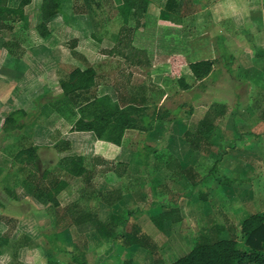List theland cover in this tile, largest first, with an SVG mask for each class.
<instances>
[{
	"label": "crops",
	"instance_id": "1",
	"mask_svg": "<svg viewBox=\"0 0 264 264\" xmlns=\"http://www.w3.org/2000/svg\"><path fill=\"white\" fill-rule=\"evenodd\" d=\"M214 1H218V13L215 15L221 16L220 20L213 21L217 23L216 27L210 22L204 21L205 17L206 19L209 16L213 18ZM245 2L246 0H211L210 2L206 1L200 8H193L190 13L183 12L181 14L179 9H172L170 12H176L179 14V18L181 16V19L177 24H169L163 22L161 18L163 7L158 11H153L151 7L154 5L153 0H149L148 9L143 16L138 18L134 14H130L127 23L132 29L133 45L147 53L149 65L130 64L131 62L127 61L124 56L107 52L117 44L119 32L124 24V18L120 11V0H61L62 8L59 14L48 22L50 33L44 42L38 44L28 36V30L43 21V0H28L23 6V19L5 20V27L0 29V250L2 253L0 264H44L51 257L55 258L56 252L68 256L71 249L66 248L64 244L58 243L57 245L55 243L56 234L66 231L64 228L66 225L61 224L70 222L69 224L89 227V225H93L91 220H88L92 213L96 214L102 222H110L114 216L121 217V222L126 225L130 220H134L131 227L137 226L138 231L143 232L145 220L150 216V208L161 206L164 211L170 207L181 206L182 197L174 196L178 189H176V185L172 189L169 181L168 183H157V186H161L159 190H163L166 195L177 198V203L170 206L162 205L158 199H155V196L154 198L147 196L143 186H140L142 179H137V175L134 173L136 171L131 168L130 162H128L131 160L127 154L129 153V136L140 134V130H127L120 145L99 139L91 131H71L72 124L80 114L75 105L62 100L63 91L60 81L67 79L74 68L93 67L97 72V77L96 85L89 93L91 96L110 94L118 97V102L122 107L138 102L144 106L146 102L150 101L152 88L156 87V85H152V81L156 82L151 72L152 68L163 65L170 67V57L173 54H181L187 62H192L191 55L198 53L199 45L196 47L192 41H185L187 37H193L184 32V25L187 21H196L193 25L199 33L213 32V36L223 34L230 46L236 42V39L229 37V33L233 31L228 27L230 24L248 27L247 30L252 33L251 37L254 34L252 29L255 30L252 23L257 30L264 28V7L259 6L258 2L254 4L248 1L245 4ZM22 3L23 0H8L7 5L17 8ZM250 15L256 16L254 21L250 20L252 19L249 17ZM152 25L154 30L151 29ZM171 30L176 32V42L175 45L168 46L166 49L163 47V39ZM234 45L237 46L236 43ZM127 47L129 46L127 45ZM222 48L224 47L218 49ZM251 48L255 52L259 50L256 45L254 47L251 45ZM204 59H209V57ZM185 67L186 65H183L181 71L184 76L188 75L187 80L191 87L186 90L181 88L182 91H192L196 93V96L215 94L213 92L215 85L206 81L211 73L205 76L203 81L197 80L199 84H196L197 82L192 84L189 78L191 70L188 67V71L184 74ZM251 67L253 69L249 70L256 72L262 70L258 61L255 66L251 65ZM40 95L44 97L41 99V112L35 124L23 130L3 135L2 119L15 109L35 112L38 109L37 101ZM208 108L209 106L204 108L203 115L199 120L196 119L198 115L192 117V114L185 118L159 120L155 123L152 132L154 130L156 132L163 124L164 128H168L170 137L177 124L179 130L183 131L184 139L187 140L185 133L196 131ZM200 109L199 106L197 111L199 112ZM223 117L215 121L213 130L207 134L199 149L207 147L204 143L210 141L209 138L217 127L223 129ZM11 141L23 142V145H33L41 157L42 167L48 171H52V169L48 167L49 160L44 159L41 155L40 146L43 144L50 146L51 151H48L47 154H56L58 160L63 156L71 155V150L76 149L78 151L74 155L97 156L109 161L110 164L107 169L101 165L96 170L100 172L99 174L104 175L100 184L93 185L86 191L85 184L80 188L82 197L80 201L66 202L62 200L61 196L68 192L72 184L71 180L76 178L82 179L84 182L83 178L64 176L68 185L56 196L59 204L55 205L48 200L45 192L36 190V184L26 179L25 172L15 169V161L6 147ZM140 141L136 143L138 144V158ZM17 143L15 144L17 145ZM58 144L60 146L56 147ZM150 145L149 143L152 151L147 157V164L143 165L139 159L141 165L144 166L142 167L144 172L150 170L145 167L150 163L151 154L155 153V146L151 147ZM199 149L195 150L199 151ZM192 156L194 155L189 153L187 158H169L165 164L166 168L180 177V182L183 177L188 179L182 172L184 168H192L198 177H201L195 171L194 166L189 164ZM134 158L135 156L132 159ZM185 161L189 163H185ZM117 162L123 163V167H118ZM179 164L182 166L181 169L176 166ZM173 166L175 167L173 168ZM129 175L128 178L131 180L127 179ZM126 180H128L127 183H125ZM134 180L138 187L132 183ZM189 181L192 183L190 179ZM149 183L155 184L153 180ZM110 190L121 192V198L113 204L103 202L100 195V193ZM204 197L206 199V195ZM179 208L181 210V207ZM102 209L107 211L108 218L102 217L100 212ZM121 222L118 224H122V229H125L123 231H129L128 226L126 229V226ZM56 225L62 227L57 228ZM117 225L115 229L118 231ZM95 230H90L91 234L99 235L97 229Z\"/></svg>",
	"mask_w": 264,
	"mask_h": 264
},
{
	"label": "rangeland",
	"instance_id": "2",
	"mask_svg": "<svg viewBox=\"0 0 264 264\" xmlns=\"http://www.w3.org/2000/svg\"><path fill=\"white\" fill-rule=\"evenodd\" d=\"M206 1L210 2L211 0H171L170 8L179 9L180 14L190 13L193 8H200ZM247 1L252 4L258 2L259 6L264 7V0H246L245 4ZM167 2L168 0H153L154 5L151 7L153 11H158L163 7L161 10L164 11ZM214 2L213 18L209 16L206 19L205 17L204 21L210 22L216 27L217 23L213 21L220 20L221 16L215 15L218 13V1ZM178 15L176 12L169 11L167 14L161 15V18L163 22L177 24L181 19V16L179 18ZM249 17L252 18L251 21H254L256 16L250 15ZM195 22L187 21L184 25L185 34L193 36L192 38L187 37L185 41H192L196 47L200 46L198 53L191 55V60L197 61L200 58L208 57L215 59L210 77L206 80L215 85L213 90L215 94L196 96V93L192 91H182L177 77L171 73L170 67L163 65L151 70L156 81H152V85H156V87L152 88L150 101L146 102V106L145 104L144 106L148 111H152L156 107L167 108L169 110L166 114L167 118H185L192 114V117L198 115L196 119L199 120L205 107L210 106L209 104L216 100L222 101L228 105V113L222 118L224 120L223 129L217 127L209 138L210 141L204 143L207 147L197 151L190 147V139H184L183 131L179 130L177 124L170 137L168 128H164L162 124L156 132L155 130L151 131V135L145 131H141L138 135L131 134L128 142L129 153H127L131 160L128 162H130L131 168L136 171L134 173L137 175V179H142L140 186H143L147 196L152 198L155 196V199H158L162 205H175L177 198L173 197V199L166 195L163 190H159L161 186L157 185L162 182L168 183V181L172 189L176 185L178 192L174 196L182 197L181 206H179L181 207L180 213L183 215L182 220L173 223L166 219L164 228L160 230L151 219L153 215L163 211V208L159 206L149 209L150 216L145 220V230L139 231L137 236L153 242L156 245L154 250L141 246L127 235H120L116 239H112L102 236L100 233L99 235L91 234L90 230L96 229L91 223L89 227L69 224L70 222L61 224L66 225L64 227L66 231L56 234L55 243L57 245L58 243L64 244L71 251L68 256L56 252L57 254L53 258L58 264H71L73 254L84 259L85 264H149L157 258L170 263L190 252L199 241L200 236L209 233L213 226L222 227L221 238L236 236L239 241H242L241 227L244 219L254 213L264 212V44H261L264 43V28L257 30L252 23L255 30L252 29L254 34L251 37L252 33L247 30L248 27L230 24L228 27L233 31L229 33V37L236 39L237 46L234 45L235 43L231 46L226 43V47L218 49L217 35L213 36V32H197L193 25ZM151 29L154 30V27ZM187 30L188 32H186ZM167 34L163 39V47L166 49L168 46L175 45L176 42L174 30L168 31ZM251 45L252 47L258 46L259 50L255 52ZM222 56L232 57L231 69L225 67ZM256 61L262 69L259 72L249 70L253 69L251 65L255 66ZM186 71H188L187 65L183 73L185 74ZM187 76H185L186 79H188ZM189 78L192 84L195 82L199 84L192 73ZM110 96L112 103L118 102V97ZM136 105L142 104L138 102ZM199 106L201 109L198 112ZM139 140H141L139 147L149 145V143L151 147L155 146V153L151 154L150 163L145 167V169H150L149 171H143L142 167L144 166L140 163V157L138 158V144L136 143ZM14 142L17 143L11 141L6 146L12 150L11 152L20 148L19 146L16 148ZM17 144L22 145L23 142ZM58 146L60 144L56 147ZM49 147V145L43 144L40 146V151L44 159L49 160L48 167L53 170L58 166L59 160L56 154H47L48 151H51ZM77 151L76 149L71 150V155ZM189 153L194 156L190 160L191 163L188 161L185 163L193 165L195 171L201 175L202 178L199 177L198 186H194L186 174L188 179L183 177L184 182L182 178L180 182V177L174 175L165 165L169 158H187ZM133 156H135L134 159H132ZM91 157L88 156V158ZM117 163L118 167H123V163ZM20 164L21 162L18 161L15 164V169H19ZM99 173V171L93 173L92 185L102 182L104 175ZM128 177L130 175L127 176V179L131 180ZM152 180L155 184L149 183ZM71 182L68 192L61 198L66 202L80 201L82 198L80 188L86 183L82 179L76 178ZM132 183L138 187L136 180ZM203 193H205L206 199H204ZM93 198L95 199V197ZM100 212L103 218H108L105 209ZM131 223H134V220H130L127 225L128 229L134 231L135 227H131ZM60 227L62 226H57V228ZM117 227L119 233L126 232L123 231L125 229H122V224H118Z\"/></svg>",
	"mask_w": 264,
	"mask_h": 264
},
{
	"label": "trees",
	"instance_id": "3",
	"mask_svg": "<svg viewBox=\"0 0 264 264\" xmlns=\"http://www.w3.org/2000/svg\"><path fill=\"white\" fill-rule=\"evenodd\" d=\"M27 1L23 0L20 7L11 8L7 5L8 0H0V29L5 27V20L24 18L23 6ZM148 6L149 0H120V11L124 18V24L119 32L117 44L107 52L124 56L127 61L131 62L130 64H150L147 53L133 45L132 29L127 24L130 14L140 18L147 11ZM170 7L171 0H168L166 9L162 10L160 15L167 14L172 10ZM61 8V0H43V21L38 26L28 30V36L34 43L38 44L46 40L50 33L48 22L59 14ZM217 38V46L226 47L225 36L219 34ZM222 60L225 67L231 69L232 57L222 56ZM214 63L215 59L212 58L187 62L183 55L173 54L170 57V70L177 77V82L181 88L186 90L191 85L182 74L181 68L183 65H188L195 80H199L212 72ZM96 77L97 72L93 67L86 69L77 67L71 71L67 79L60 81L63 91L62 100L75 105L80 114L72 124L71 131H91L99 139L120 145L126 131L129 129H137L149 134L154 129L157 121L174 120V118H167L166 114L169 112L167 108L156 107L152 111H148L146 107L136 105V103L122 107L120 102H111L110 94L91 96L89 93L96 85ZM43 97L42 95L38 97V109L35 112L15 109L3 118L1 121L3 135L34 125L41 112V99ZM227 113L228 105L226 103L212 102L204 117L200 120L196 131L185 133V137L190 139L191 147L199 149L207 134L213 130L215 121ZM23 144H17L16 148L18 146L20 148L16 149L15 152H11L10 148H7V150L11 153L15 164L18 161L21 162L19 170L26 173V179L36 184L37 191L45 192L48 200L55 205L59 204L56 196L68 185L64 176L82 177L86 183V191L93 187L91 180L98 167L104 165L107 169L110 164L109 161L97 156L88 158L83 155H66L59 160L58 166L54 167L52 171H48L42 167L41 157L37 149L33 145ZM151 151L149 145L139 148V157L144 165L147 164V157ZM169 166L172 167V165ZM176 166L179 169L182 167L180 164ZM182 172L191 179L194 186L199 185V177L192 168H184ZM100 195L103 202L107 204H113L121 198V192L118 190L106 191L100 193ZM38 196L40 195L38 194ZM166 219L173 223L181 221L180 208L172 207L152 216V221L160 230L164 228ZM88 220H91L102 236L116 239L120 235H127L141 246L152 250L156 248L153 242L137 236L139 232L137 226H134V231H126L123 234L116 231L115 226L121 222V217L114 216L110 222H102L96 214L92 213ZM123 225L127 226L124 223ZM222 230L220 226H213L209 233L200 236L199 241L190 252L170 263L157 258L149 264H264V212L254 213L244 219L241 227L242 241H239L236 236L221 238L220 233ZM1 254L0 250V256ZM82 255L85 256L84 253ZM72 258L73 262L71 264H85L86 262L84 259L75 256V254ZM44 264L58 263L51 257Z\"/></svg>",
	"mask_w": 264,
	"mask_h": 264
}]
</instances>
